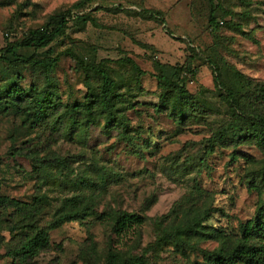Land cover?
<instances>
[{"label":"rangeland","instance_id":"rangeland-1","mask_svg":"<svg viewBox=\"0 0 264 264\" xmlns=\"http://www.w3.org/2000/svg\"><path fill=\"white\" fill-rule=\"evenodd\" d=\"M73 1L0 0V48ZM79 13L88 18L79 23ZM209 13V0H87L46 46L0 58V195L27 204L43 196L31 226L0 207V264H104L108 250L142 254L146 264H202L204 249L240 239L239 224L264 199V149L247 134L252 113H264L255 96L264 82V0H212V23ZM46 56L55 63L26 60ZM97 67L113 81L109 111L99 105ZM160 70L196 103L181 119L174 90L156 85ZM13 86L16 100L6 96ZM226 89L238 99L236 117ZM70 194L87 198L92 212L49 228L48 244L26 262L12 256ZM124 211L143 220L117 231ZM194 220L215 236L161 237Z\"/></svg>","mask_w":264,"mask_h":264},{"label":"trees","instance_id":"trees-1","mask_svg":"<svg viewBox=\"0 0 264 264\" xmlns=\"http://www.w3.org/2000/svg\"><path fill=\"white\" fill-rule=\"evenodd\" d=\"M87 0H75L65 9L48 14L39 26L30 27L26 32L17 40L10 41L0 48V58L7 60L17 57L16 50L19 47H44L51 42L55 37L63 33L67 26V21L70 18V9L81 7ZM210 13L208 16L209 22H214L211 16L212 0H209ZM73 19L79 23L83 22L87 17L86 14L79 13L73 14ZM56 56H46L43 58H27L30 63L48 66L52 65L56 61ZM116 60L121 62H128L130 67L138 73H143L137 63L128 56L117 57ZM98 74V96L99 105L106 111L110 110L111 97L113 95V81L108 76L107 72L100 67L96 68ZM156 85L161 89L171 87L174 90V106L176 107V117L181 119L184 113V107H193L196 103L186 89L181 79H171L165 72L161 71L155 73ZM227 90L229 96H231L232 113H235V106L238 103L237 97L232 91ZM16 94H20L16 86H13L6 96L11 100H16ZM255 96L264 105V82L257 83ZM45 99L38 102L39 110H42L46 106L44 104ZM15 103V101H13ZM3 102L0 101V111L4 110ZM43 104V105H42ZM162 106V105H161ZM84 111L86 115L90 114V102L87 99L83 103ZM46 108V107H45ZM44 108V109H45ZM178 119V120H179ZM250 119H252L253 128L247 133L249 138L254 140L257 147L264 149V113L255 111L252 113ZM214 135L223 138L222 130H218ZM245 133L241 136H244ZM241 136L239 138H241ZM234 142H238L240 139L238 135H231ZM34 201L30 204L23 203L8 197L6 195H0V207H11L13 212L16 213L18 218L22 220L23 225H30L37 214L42 201L43 196L34 197ZM41 201V202H40ZM91 208L87 198H84L79 194H70L61 197L58 204L54 207L49 223L46 227H38L31 229L29 234L22 235L15 246L11 249L10 254L21 261H27L29 258L36 255L42 250L49 240L48 229L53 228L61 224L62 222L80 218L84 215L90 214ZM143 217L135 212L124 211L120 213L114 220L113 229L120 231L130 226L131 224H139L142 222ZM197 220L192 221L182 227L174 228L171 231H166L161 234V237H172L174 240H181L180 233H186L188 230H192L194 234L201 236H215L214 231H205L201 228L194 227V223ZM16 223H11L8 226L10 233L16 229ZM240 239L237 242L222 246L210 250H203L204 260L202 264H264V199L257 205L253 215L242 223L239 224ZM104 264H146V259L142 254L122 256L116 251L108 250L104 255Z\"/></svg>","mask_w":264,"mask_h":264}]
</instances>
